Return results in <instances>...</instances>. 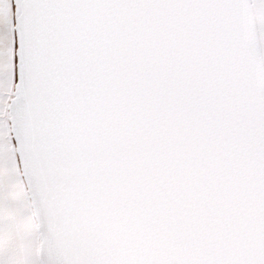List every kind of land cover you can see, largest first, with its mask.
<instances>
[{"label":"snow or ice","instance_id":"obj_1","mask_svg":"<svg viewBox=\"0 0 264 264\" xmlns=\"http://www.w3.org/2000/svg\"><path fill=\"white\" fill-rule=\"evenodd\" d=\"M0 264H264V0H0Z\"/></svg>","mask_w":264,"mask_h":264}]
</instances>
